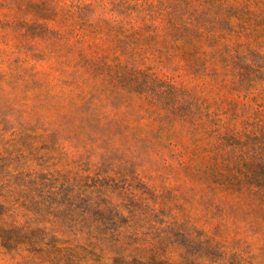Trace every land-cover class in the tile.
<instances>
[{
    "label": "rangeland",
    "instance_id": "obj_1",
    "mask_svg": "<svg viewBox=\"0 0 264 264\" xmlns=\"http://www.w3.org/2000/svg\"><path fill=\"white\" fill-rule=\"evenodd\" d=\"M0 264H264V0H0Z\"/></svg>",
    "mask_w": 264,
    "mask_h": 264
}]
</instances>
